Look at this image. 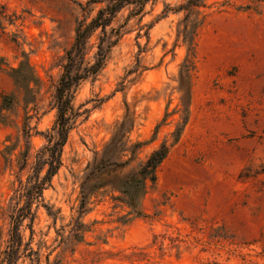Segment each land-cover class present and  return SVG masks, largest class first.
Returning a JSON list of instances; mask_svg holds the SVG:
<instances>
[{
  "label": "rangeland",
  "instance_id": "rangeland-1",
  "mask_svg": "<svg viewBox=\"0 0 264 264\" xmlns=\"http://www.w3.org/2000/svg\"><path fill=\"white\" fill-rule=\"evenodd\" d=\"M87 1L0 0V97L15 93L21 101L8 68L27 61L41 81L38 114L30 122L38 131L55 120V89L77 23L89 22L103 7ZM185 1L149 2L128 22L132 7L115 17L112 27L122 26L121 39L99 76L75 90L72 106L78 117L63 166L43 192L56 220L40 207L20 230L24 242L32 234L39 264H264V0H205L194 40L189 120L141 200L145 216L125 222L128 208L115 199L117 192L103 187L81 215L83 242L71 240L86 168L115 133V148L127 150L122 162L132 144H147L135 162L102 177L104 184L161 143H171L187 46L179 36L184 13L163 11ZM22 105L11 111L8 125L0 124V151L17 140L24 144ZM31 144L35 152L44 140L37 135ZM14 179L0 154V252L8 239L6 210ZM17 264L30 261L21 258Z\"/></svg>",
  "mask_w": 264,
  "mask_h": 264
},
{
  "label": "trees",
  "instance_id": "trees-1",
  "mask_svg": "<svg viewBox=\"0 0 264 264\" xmlns=\"http://www.w3.org/2000/svg\"><path fill=\"white\" fill-rule=\"evenodd\" d=\"M157 0H88L86 5L103 4L94 18L89 22L81 20L77 23L75 37L72 45L65 53V63L62 66V74L55 89V110L56 117L53 125L45 131H38L37 127H31V120L36 118L37 113V91L40 86V79L34 73L30 64L26 61L16 68H8L9 76L13 80L15 88L22 95L21 101L15 93H4L0 97V124L8 125L10 113L19 107L22 102L23 121L21 127V138L14 144L4 145L0 151L5 168H8L14 175L12 183V195L6 210L8 219V239L4 249L0 252V264H17L21 258H27L30 264H39V254L31 247V238L24 242L21 234V227L25 220L33 222L36 211L41 207L47 215L56 220L57 211L53 206L45 202L43 192L51 187L52 179L58 174L63 166V150L67 144L69 134L74 128L78 117L72 106V98L78 86L88 80H95L105 68L112 49L117 46L122 36V26L114 29L113 21L117 14L124 8L132 7L126 22L132 17L141 15L146 4ZM205 6V0H186L174 9L165 6L163 14L169 10L183 12L179 36H182L183 43L187 46V58L180 67L179 87L180 93L179 120L175 130L171 133V143L163 142L153 150L144 160L136 163L129 171L117 177L113 182L102 183L101 179L118 169L125 168L137 160L138 152L147 142H136L129 148L130 156L125 161H120L127 151L125 145L115 148L118 144L116 133L111 137L104 148L101 156L95 153V158L86 168V174L81 183L80 216L71 230V240L82 243L86 225L80 221L81 215L87 211L91 196L103 187H109L117 192L118 199L128 208L125 222L133 218L144 217L141 209V200L146 193L148 186H153L157 180V169L166 159L169 149L178 142L181 133L189 120L190 107V78L194 70V48L195 37L202 21L199 18V9ZM96 36V43L92 44V38ZM95 49V53L89 59L87 56ZM168 114L164 115L162 123L165 122ZM128 118L125 115L120 123L122 127ZM161 124L155 128V139ZM131 127V125H130ZM129 129L122 132V140ZM40 136L44 144L32 152L31 139ZM6 141H10L7 138ZM24 177V178H23ZM34 207V209H33ZM32 233V230H31ZM61 243L67 239L60 234Z\"/></svg>",
  "mask_w": 264,
  "mask_h": 264
}]
</instances>
